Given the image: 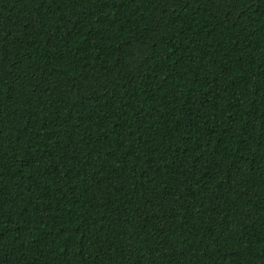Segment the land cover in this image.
I'll use <instances>...</instances> for the list:
<instances>
[{"label":"trees","instance_id":"1","mask_svg":"<svg viewBox=\"0 0 264 264\" xmlns=\"http://www.w3.org/2000/svg\"><path fill=\"white\" fill-rule=\"evenodd\" d=\"M0 264H264V0H0Z\"/></svg>","mask_w":264,"mask_h":264}]
</instances>
